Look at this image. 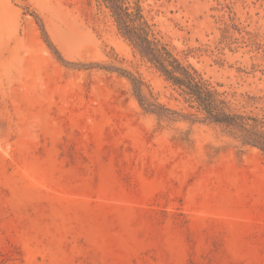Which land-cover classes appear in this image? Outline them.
<instances>
[{
  "label": "rangeland",
  "instance_id": "obj_1",
  "mask_svg": "<svg viewBox=\"0 0 264 264\" xmlns=\"http://www.w3.org/2000/svg\"><path fill=\"white\" fill-rule=\"evenodd\" d=\"M130 3L264 119V0ZM202 118L100 0H0V264H264V152Z\"/></svg>",
  "mask_w": 264,
  "mask_h": 264
},
{
  "label": "trees",
  "instance_id": "obj_2",
  "mask_svg": "<svg viewBox=\"0 0 264 264\" xmlns=\"http://www.w3.org/2000/svg\"><path fill=\"white\" fill-rule=\"evenodd\" d=\"M110 11L120 34L146 58L165 80L176 87L194 109L203 115V121L219 125L243 145L264 152V119L234 112L212 85L191 65H184L153 34L144 19L140 5L130 0H100ZM38 18V17H37ZM42 30L44 26L41 24ZM117 70V69H116ZM124 72V71H122ZM142 109L158 116L160 121H174L179 113L156 103L143 94V83L128 75Z\"/></svg>",
  "mask_w": 264,
  "mask_h": 264
}]
</instances>
